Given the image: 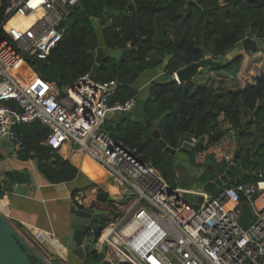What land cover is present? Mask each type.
Masks as SVG:
<instances>
[{"label":"trees","instance_id":"16d2710c","mask_svg":"<svg viewBox=\"0 0 264 264\" xmlns=\"http://www.w3.org/2000/svg\"><path fill=\"white\" fill-rule=\"evenodd\" d=\"M131 1L134 8L129 6ZM9 2L0 0L1 34ZM63 26L65 36L48 57L31 59L33 70L64 90L92 71L96 63L92 51L102 46L105 57L98 65L97 79L119 82L110 102H125L136 96L135 107L111 114L103 129L137 149L140 158L159 169L172 186L179 185L178 157L164 151L154 136L155 127L173 148L182 145L187 133L200 139L187 160L200 168L197 180H214L231 163L219 160L212 150L226 135L224 124L234 132L240 150L235 174L253 164L254 172L243 182H255L257 172L264 174V67L259 66L262 56L256 58L263 49L239 52L214 69L230 76L235 90L222 84L214 89L198 79L182 82L174 78L178 70L206 56L218 60L235 47L244 50L242 41L248 36L264 39V0H80ZM160 67L164 76L151 80L146 95L141 96L139 81ZM15 129L24 144L18 150L19 157L35 160L49 182H71L79 176L84 156L81 146L68 141L52 148L46 143L50 128L38 119ZM197 156H204L205 161L197 162ZM111 181L112 188L96 182L85 186L96 189L90 207L96 211V223L103 227L120 214L116 202L131 195L125 186ZM29 182L27 170H8L0 177V194L8 192L14 183ZM87 251L96 264H124L107 260V248L99 251L95 242ZM29 255L34 264H41Z\"/></svg>","mask_w":264,"mask_h":264},{"label":"built area","instance_id":"2783aa9c","mask_svg":"<svg viewBox=\"0 0 264 264\" xmlns=\"http://www.w3.org/2000/svg\"><path fill=\"white\" fill-rule=\"evenodd\" d=\"M79 3L10 0L1 24L4 34L0 33V141L8 136L18 150L23 149L15 128L38 119L50 128L49 146L57 149L74 142L110 179L135 195L116 202L120 214L95 241L99 251L103 246L111 251L115 263L264 264L263 172L256 173L255 182L225 185L213 194L174 187L159 169L140 158L137 149L103 129L111 114L136 105V96L110 102L118 90L116 79L93 80L87 72L61 90L33 70L31 59L48 57L65 36L64 20ZM15 16L18 19L12 23ZM21 63L29 71L15 73ZM198 195L203 199L195 208ZM75 201L80 208L89 207L82 193ZM243 202L250 204L254 214L246 229L239 223Z\"/></svg>","mask_w":264,"mask_h":264},{"label":"crops","instance_id":"0c3cea01","mask_svg":"<svg viewBox=\"0 0 264 264\" xmlns=\"http://www.w3.org/2000/svg\"><path fill=\"white\" fill-rule=\"evenodd\" d=\"M163 73V67L148 72L146 76L149 79L142 85L144 89L152 79L161 78ZM1 154L0 177L8 170L24 169L31 175V182L14 183L8 192L0 194V212L36 253L26 249L28 254H32L41 264H64L70 251L62 239L74 220L73 207L80 208L76 205L75 196L82 193L85 198L86 185L95 182L94 179L103 181L104 176L109 181V176L91 159L83 156L81 173L75 180L51 183L41 174L35 160H22L19 157L18 149L11 140L2 142ZM89 162L101 170L98 178L86 171ZM107 185L112 188L113 183L108 182ZM93 190L95 198L96 189Z\"/></svg>","mask_w":264,"mask_h":264},{"label":"water","instance_id":"95a60500","mask_svg":"<svg viewBox=\"0 0 264 264\" xmlns=\"http://www.w3.org/2000/svg\"><path fill=\"white\" fill-rule=\"evenodd\" d=\"M129 6L134 8V2L131 1ZM242 48L244 51L248 52L257 49H263L264 39H257L248 36L242 41ZM239 50V47H235L229 52V58H235V56L239 53ZM124 51H127V49ZM92 54L96 57V63L91 71V76L93 80H96L97 68L99 63H101L105 57V51L103 47L100 46L96 50H93ZM25 58L29 60L26 55ZM31 63H34V61H31ZM223 65L224 63H221L210 56H206L202 60L194 62L178 70L176 72L177 76L175 79L182 82L190 81L193 80L194 76L203 68L211 67L213 69H219ZM153 133L155 138L159 140L165 152H168L172 155H177V157L181 160H189V154L191 153V150L200 141V139H195L190 133H187L182 145L179 148H173L167 145L158 128L155 127ZM8 139V136H5L1 139L0 143L2 144L4 140ZM239 155L240 150L237 147L232 163H230L225 172L219 175L216 179L203 181L201 179L197 180L190 175H183L179 180V186L182 188H189L190 185H193L195 188L201 191L213 194L219 188L225 185L236 184L244 181L249 174L254 172V164L251 165L247 171L239 175H235V167L238 162ZM1 156L2 154L0 151V158ZM202 199L203 196L198 195L193 202V206L195 208H199ZM72 213L75 216L74 220L70 225L68 233L62 239V242L68 247L70 251L68 255V262H71V264H96L94 261L90 260L87 247L93 243V241L95 242L97 240L104 227L101 224L96 223V211L92 207H73ZM253 215V210L250 204L243 202L241 205V213L239 215V223L244 229L250 226ZM86 236L94 238V240L90 242L88 246L86 242ZM26 249H29L33 254L36 255L35 251L30 248L23 237L13 226H11L5 216L0 212V264H34ZM42 263L46 264L45 262Z\"/></svg>","mask_w":264,"mask_h":264},{"label":"rangeland","instance_id":"374dc122","mask_svg":"<svg viewBox=\"0 0 264 264\" xmlns=\"http://www.w3.org/2000/svg\"><path fill=\"white\" fill-rule=\"evenodd\" d=\"M240 53L244 52V50H239ZM112 54H117V51L115 50H112L111 51ZM262 56L261 59H263V61H261L262 63H260V59L259 57ZM257 59H259V66H261L262 68L264 67V48H263V51H262V54H258L256 56ZM229 59V55H227L226 57L222 58V59H215L221 63H225V61H227ZM211 68V67H209ZM208 68H203L201 70H204L203 73H198L196 74V76L193 78V79H198L200 82L208 85V86H211L212 88L214 89H218L220 87V84H222L224 86V88L226 89H232V90H235L236 87L234 86L233 84V80L232 78L229 76V77H226L225 74H222L220 72H217L216 70H214L213 68H211V70H207ZM164 75H161V77H163ZM176 73L174 74V77H176ZM147 77V76H146ZM142 78L140 81H139V85L141 86V89H140V94L141 96H144L146 95V92H147V89L145 87L142 86L143 83L145 81H147L148 77L146 78ZM223 80V81H222ZM226 129V136L225 138L217 145H215L214 147H212V150H214L217 154H218V158L219 160H223V159H226L225 156L228 155L229 156V161L232 163L233 161V158H234V153L236 151V148H237V145H236V138H235V135H234V132L231 130V129H228V126L225 124L224 125ZM196 160L197 162H201L203 163L205 161V157L204 156H197L196 157ZM228 160V159H226ZM178 175H179V178H182L183 175H190L191 177L195 178L197 176H199V173H200V168L198 167H195L193 165H191L187 160H180L178 158ZM88 168L86 169V171L92 176V177H95V178H98L99 177V174L101 172V170H97V166L94 165L93 163L89 162L88 164ZM224 173V172H223ZM221 175V174H220ZM103 177V176H102ZM104 180L103 181H99L98 179H94L96 180V184L98 186H101V187H107V183L108 181H106V179H108L106 176L103 177ZM111 180V179H109ZM194 186L193 185H190V188H193ZM189 200H192L193 199V196L192 195H185ZM131 199H134L135 198V195H131L130 196ZM85 198L87 199V201H85L86 205H90L92 200L94 199V190L92 188H88L86 190V196ZM124 198V197H123ZM123 198H121V200H124ZM121 200H118V201H121ZM126 200V198H125ZM94 240L93 237H90V236H86V242H87V246L90 244V242H92ZM94 242V241H93ZM90 246V245H89ZM103 249L105 250V246H103ZM107 254H106V259L107 260H110L112 262L113 259H112V254H111V251L107 249ZM126 264V263H125Z\"/></svg>","mask_w":264,"mask_h":264},{"label":"bare ground","instance_id":"6f19581e","mask_svg":"<svg viewBox=\"0 0 264 264\" xmlns=\"http://www.w3.org/2000/svg\"><path fill=\"white\" fill-rule=\"evenodd\" d=\"M17 19H18V16H15V17L11 20V22L14 23L15 21H17ZM25 71L27 72V71H29V69H28V67H26V65L23 64V63L19 64V65L16 66V68L14 69V72H15V73H17V72H25Z\"/></svg>","mask_w":264,"mask_h":264},{"label":"flooded vegetation","instance_id":"af4514ba","mask_svg":"<svg viewBox=\"0 0 264 264\" xmlns=\"http://www.w3.org/2000/svg\"><path fill=\"white\" fill-rule=\"evenodd\" d=\"M236 175V174H235ZM196 179V178H195ZM89 208V207H88ZM64 264H71V262H68V260L66 262H64Z\"/></svg>","mask_w":264,"mask_h":264}]
</instances>
